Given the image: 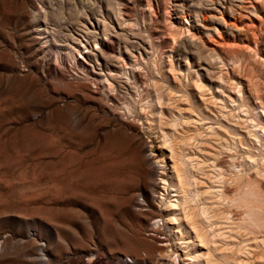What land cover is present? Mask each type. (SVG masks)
<instances>
[{
	"label": "rangeland",
	"instance_id": "obj_1",
	"mask_svg": "<svg viewBox=\"0 0 264 264\" xmlns=\"http://www.w3.org/2000/svg\"><path fill=\"white\" fill-rule=\"evenodd\" d=\"M176 172L264 264V0H0V264H188Z\"/></svg>",
	"mask_w": 264,
	"mask_h": 264
},
{
	"label": "bare ground",
	"instance_id": "obj_2",
	"mask_svg": "<svg viewBox=\"0 0 264 264\" xmlns=\"http://www.w3.org/2000/svg\"><path fill=\"white\" fill-rule=\"evenodd\" d=\"M158 173H160V172H158ZM175 177L177 180V184L170 189V192L172 193L171 197L174 198L173 201L171 202V205H170L171 209L170 210L173 211L174 213H173V215L169 216L167 220L172 223L171 225H177V229H178L177 231L180 233H183V230H184L181 228V225L189 228L190 232L193 234L195 240L197 241V243L195 244V247L193 249L194 253H191L190 251H188L187 249L189 246L185 245V250H184V257L186 258L185 261H187L188 264H223V263L219 262L212 255L213 254L212 252H211L212 254L211 253L205 254V253L197 252L196 249L199 248L200 246H208V247L211 246L210 242L208 240L207 234L202 230L201 226L199 225V223L197 221V213H200V215L202 216L201 217L202 220L204 218L203 208L200 211V210H197L194 206L189 205V203L186 201V199L183 196H181L182 194L187 192V190L183 189V179L178 174V172L175 173ZM165 187L167 188L166 183H165ZM166 188H165V190H167ZM165 193H166V191H165ZM179 196L182 198V204L178 201V199H175V198H178ZM224 196H222V198H224ZM227 198L230 199V197H226V199ZM182 257H183V255H182ZM170 259H171V264H176L177 262H179V256L178 255H176Z\"/></svg>",
	"mask_w": 264,
	"mask_h": 264
}]
</instances>
